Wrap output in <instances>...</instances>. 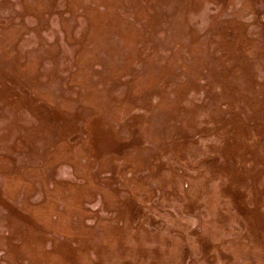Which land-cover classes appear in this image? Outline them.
I'll return each mask as SVG.
<instances>
[{"label":"rangeland","instance_id":"1","mask_svg":"<svg viewBox=\"0 0 264 264\" xmlns=\"http://www.w3.org/2000/svg\"><path fill=\"white\" fill-rule=\"evenodd\" d=\"M0 264H264V0H0Z\"/></svg>","mask_w":264,"mask_h":264}]
</instances>
